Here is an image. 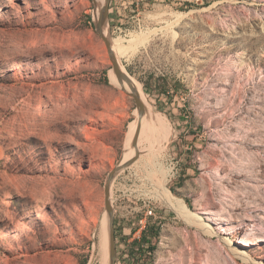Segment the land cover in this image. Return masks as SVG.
<instances>
[{
	"label": "rangeland",
	"instance_id": "obj_1",
	"mask_svg": "<svg viewBox=\"0 0 264 264\" xmlns=\"http://www.w3.org/2000/svg\"><path fill=\"white\" fill-rule=\"evenodd\" d=\"M97 1L0 0V264H99L104 185L130 147L110 186L115 264L147 263L129 243L149 222L153 264H264V0H109L105 36L151 111L135 147Z\"/></svg>",
	"mask_w": 264,
	"mask_h": 264
},
{
	"label": "bare ground",
	"instance_id": "obj_2",
	"mask_svg": "<svg viewBox=\"0 0 264 264\" xmlns=\"http://www.w3.org/2000/svg\"><path fill=\"white\" fill-rule=\"evenodd\" d=\"M104 4H105V0H98L95 3V6L93 7V18L95 19V22L98 21V19L100 17V11L103 8ZM104 25H105V23H104ZM103 34H104V36L106 35L105 28L103 29ZM115 43H116V41H114V43L112 44V50H113V53H114L116 59L119 62L120 61L119 60L120 59L119 56H121V55L123 56L124 53H125V50L123 48H120V49L115 48V45H116ZM120 66H121L122 70H124V68H123V66L121 64H120ZM112 74L114 75V73H112ZM114 78L117 81V83L121 86V89H122L124 95H126V96H128V97H130V98L133 99L132 94H135V95H137V97L139 98V100L141 101V103L144 105L145 115H144V117L142 119V122L145 121V120H147V119H150L151 111L148 108V104L146 103L144 97L133 86V84L131 83L130 85H128L125 82L124 83H120L116 79L115 75H114ZM137 121H138V113H137V109H136L135 110V118L131 122V124L129 126V129H128V132H127V141L126 142H128V145L132 144V139L134 138L133 136H134V133H135V128L137 126ZM128 145H126V146L129 147ZM130 148L127 149L128 152L126 150L127 153L124 156V158L121 160V162H120L121 164H124L125 162L128 161V159H126V158H127L128 154H129ZM251 159H253V158H251ZM135 162H136V160H135ZM141 162H144V161H142V159H141ZM257 163L260 164V165L259 166H254V168H257V167L263 168L262 162H257ZM143 164H140V165H143ZM139 167H141V166H139ZM260 177L261 178H264V170L261 171ZM158 186L159 187L156 186L158 188V193H157V195L154 194L157 197V199H159V201L163 205H165L170 211H172L179 220H181L182 222H184V224H187V225L195 228V230L199 232V234H200L199 236L206 237L209 241H211L210 239H212V231L210 232L208 230L209 228L207 229L202 224V222L200 221V219H196L195 218L196 216L193 215L192 212L184 205V203H183L182 200H180V199L174 197L172 194H170V192L168 191V189L165 186L164 181H159V185ZM105 218H106V216H105ZM107 233H108V231H107ZM98 237H99L98 238L99 239L98 252H99V256H100L99 264H108V242H107L106 235L104 233V222L101 223V228L98 231ZM215 248L218 249L220 247L219 246L218 247L216 246ZM222 250L223 249H221V248H220V250L218 249V251L220 252V256H222L221 255ZM214 251H215V249H214ZM215 254H218V252L215 253ZM218 256H219V254H218ZM216 257L217 256H215V258Z\"/></svg>",
	"mask_w": 264,
	"mask_h": 264
},
{
	"label": "water",
	"instance_id": "obj_3",
	"mask_svg": "<svg viewBox=\"0 0 264 264\" xmlns=\"http://www.w3.org/2000/svg\"><path fill=\"white\" fill-rule=\"evenodd\" d=\"M108 5H109V0H105V4L103 6V8L100 11V17L98 19V21L96 22V32L97 34L101 37V39L103 40L106 49H107V53L109 56V60L111 62L112 65V71L116 77V79L118 80V82L120 83H126L128 85L131 84V78L128 76V74L122 70L120 63L118 62V60L116 59L113 50H112V46L110 43V40L104 36L103 34V24L105 22L106 19V15L108 12ZM133 100L135 102L136 105V109H137V113H138V121H137V126H136V131L134 134V138L132 140V147L136 146V141L141 129V123H142V119L145 115V109H144V105L141 103V101L139 100V98L137 97V95L132 94ZM137 155L128 160L127 162H125L124 164L119 163L114 169H112L106 179L105 185H104V207H105V211L107 213V225H108V264H115V236H114V229H113V213H112V208H111V204H110V186L111 183L113 181V179L115 178V176L121 172L122 170L126 169L127 167H129L136 159Z\"/></svg>",
	"mask_w": 264,
	"mask_h": 264
},
{
	"label": "trees",
	"instance_id": "obj_4",
	"mask_svg": "<svg viewBox=\"0 0 264 264\" xmlns=\"http://www.w3.org/2000/svg\"><path fill=\"white\" fill-rule=\"evenodd\" d=\"M135 88L144 96L141 86L140 84L135 81L134 79L132 80ZM177 86H179V84L177 82H174V87H172V91L169 90H165L164 89V93L165 94H171V93H176L177 91ZM180 112V119L182 121H185V119H188L191 121V123H193V113L190 111L187 114H185V110H186V106L184 105L183 107L178 109ZM189 121V122H190ZM192 135H194V133H191ZM174 193V191H172ZM187 204H189L188 201H185ZM188 208V207H187ZM159 234H160V229L159 227L151 224L150 222L147 223L146 227L141 231L140 237L137 239L132 240L129 243V248L132 251H135L137 255L141 256V253H144V261H147L146 264H153V259H154V254L157 248V242L159 239ZM131 261H137V257L136 255H132L131 256ZM135 264H138V262H135Z\"/></svg>",
	"mask_w": 264,
	"mask_h": 264
}]
</instances>
